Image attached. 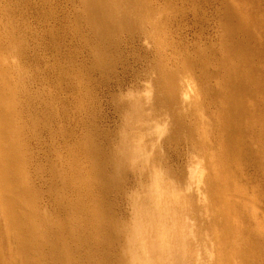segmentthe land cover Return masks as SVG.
<instances>
[{
  "label": "bare ground",
  "instance_id": "6f19581e",
  "mask_svg": "<svg viewBox=\"0 0 264 264\" xmlns=\"http://www.w3.org/2000/svg\"><path fill=\"white\" fill-rule=\"evenodd\" d=\"M76 2L68 28L90 51L91 64L85 61L75 76L72 62L62 66L59 83L77 89L82 109L98 107L88 69L98 73L102 87L140 40L156 53L148 88L142 96L117 99L121 121L114 131L99 111L101 130L91 141H80L62 166L51 164L46 172L38 163L33 184L27 144L41 143L42 118L21 64L24 40L11 22L12 8L0 0V264H264L263 223L251 235L253 245L231 239L225 200L235 159L250 157L264 166V112L247 103L260 82L241 75L251 56H263L255 36L226 9L224 51L237 56L236 64L226 69V59L212 52L174 68L162 51L169 10H155L151 0ZM222 70L228 79L216 95L209 80ZM216 96L221 105L212 112L208 106ZM246 114L253 117L252 127L239 126ZM251 130L260 142L256 150H245L234 134ZM188 141L201 154L195 188L182 184L169 162L170 151Z\"/></svg>",
  "mask_w": 264,
  "mask_h": 264
},
{
  "label": "rangeland",
  "instance_id": "374dc122",
  "mask_svg": "<svg viewBox=\"0 0 264 264\" xmlns=\"http://www.w3.org/2000/svg\"><path fill=\"white\" fill-rule=\"evenodd\" d=\"M6 2L13 11L10 19L16 26V35L19 40H24L26 57L21 64L30 76L28 77L33 93L31 102L35 104L42 118L41 143L38 145L35 140L30 139L27 144L31 154L27 176L36 185L35 172L38 163L42 164L46 172L50 171L51 164L62 166L80 141H91L93 134L101 130L99 111L103 112L104 126L110 131L116 129L121 121L115 107L117 99L145 94L150 81V65L156 53L147 51L140 40L136 41L129 46L127 63L121 66L117 76L102 87L98 73L89 68L98 107L93 105L82 109L77 89L72 88L69 83H59L58 79L59 68L66 67L69 62L73 63L70 72L72 76L83 69L85 61L86 66L91 64L90 51L83 49L68 28L78 2ZM151 5L155 10H169V18L165 20L163 32L166 45L162 51L171 67L177 68L186 59L212 52H217L221 54L219 57L226 59V69L236 64L237 56L234 53L226 55L224 51L223 13L226 9L231 11L234 21L241 25L243 31L255 36V49L264 51V0H151ZM214 63L220 64L219 58H215ZM225 72L228 73V70L220 71L209 80L216 95L222 94L223 82L228 79ZM245 74L260 82L257 95L247 97V103L249 106L257 103L264 112V53L259 58L251 56L248 65L241 70V75ZM219 105L221 99L217 97L209 103L208 108L215 112ZM250 122L252 127L253 117L246 114L240 119L239 126H249ZM251 131L253 133L248 131L240 134L243 138L234 134L235 141L242 140L246 143L245 150H256L260 142L254 130ZM152 137L156 139L157 134L153 133ZM188 142L189 146L185 142V147L181 144L182 147L169 152V162L171 161V165L181 174L182 184L192 182L195 188L197 173L194 172L199 168L201 154L193 142ZM2 155L3 143L0 139V156ZM232 155L236 157L235 152H232ZM89 159L91 160L90 156ZM228 174L230 185L225 192V200L229 205L230 238H237L248 247L254 244L251 235L257 222L264 225V166L250 157L235 159L234 166L230 165L228 169ZM130 188L135 189V185ZM125 206V211L131 212V208L127 204Z\"/></svg>",
  "mask_w": 264,
  "mask_h": 264
}]
</instances>
